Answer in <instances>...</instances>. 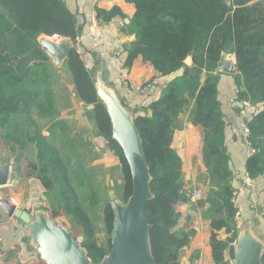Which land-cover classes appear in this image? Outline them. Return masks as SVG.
<instances>
[{
    "label": "trees",
    "instance_id": "obj_1",
    "mask_svg": "<svg viewBox=\"0 0 264 264\" xmlns=\"http://www.w3.org/2000/svg\"><path fill=\"white\" fill-rule=\"evenodd\" d=\"M127 1L136 7L129 25L136 39L127 50L124 68L131 70L142 57L161 77L182 72L145 109L144 115L131 112L151 176L153 198L147 204L146 219L151 226L149 242L155 264H181L183 251L196 235L194 229L181 231L179 227L182 214L176 207L191 199L180 194L184 190L180 182L183 163L172 148L181 115L193 103L190 120L203 130V159L210 179L208 194L196 204L201 209L209 206L213 263L233 264L229 249L238 242L239 210L232 198L231 160L225 146L226 124L218 100L217 68L223 56L235 59L238 102L252 104L247 129L254 154L246 161L245 169L252 181L264 178V0ZM97 14L104 22L125 18L119 8L98 10ZM82 30L64 0H0V117L14 118L25 109L29 111V106L47 93L50 58L42 51L39 39H69L73 49L65 64L76 97L84 108L94 107L87 112L92 115L97 135L108 142L120 160L126 180L123 203L127 204L133 194L130 166L113 138L112 121L93 75L78 52ZM188 57L192 58L191 66L185 63ZM45 98L49 99L48 95ZM42 141L48 139L42 137ZM42 156L53 166L61 212L71 217L82 235L80 246L91 264H101L112 247V204L104 208L105 228L110 235L104 246L98 242L96 228L59 155L43 151ZM52 209L45 206L48 213ZM221 232L226 239L220 238Z\"/></svg>",
    "mask_w": 264,
    "mask_h": 264
},
{
    "label": "crops",
    "instance_id": "obj_2",
    "mask_svg": "<svg viewBox=\"0 0 264 264\" xmlns=\"http://www.w3.org/2000/svg\"><path fill=\"white\" fill-rule=\"evenodd\" d=\"M64 1L68 10L76 15L77 25L83 29L77 49L95 82L100 80L105 88L116 92L130 112L136 111L139 115H144L145 109L162 96L172 80L182 75V72H179L174 76L161 77L150 63L143 61L142 57L136 60L131 70L124 68L127 50L136 39L129 30V25L136 14L134 4L127 0ZM114 8H119L125 18L118 17L111 22H104L98 17V10L111 11ZM231 62L235 63L233 60ZM218 74H220L218 100L226 124L225 146L231 160V185L234 190L232 198L239 210L237 219L239 236L245 230H250L264 243V178L252 181L245 169L246 161L254 154L248 143L247 134V123L251 119L252 110H245L242 102H238L237 74ZM205 79L204 76L203 80ZM125 81L131 86L152 84L153 87L148 94L139 95L126 89ZM193 107L194 103L181 115L180 127L175 131L172 148L183 163L180 182L184 190L201 192L205 187H209L210 179L203 159V130L190 120ZM87 111L89 110L85 112ZM92 130L91 139L95 141L96 147L105 149L106 146L110 151L108 142L97 135L95 126ZM2 166L0 165V171ZM12 175L10 176L9 172L6 185L0 186V201H10L35 218L41 211L36 201V198H40L38 190H33L31 182L27 179L20 188L14 190L16 183L12 180ZM197 201L185 202L176 207L177 212L182 214L179 226L181 231L191 229L196 231L190 246L183 251L181 264H214L211 222L207 210L209 206L198 208ZM219 235L223 240L227 238L224 232ZM0 259L8 264H48L42 258L39 247L33 243L29 228L19 219L7 216L1 208Z\"/></svg>",
    "mask_w": 264,
    "mask_h": 264
},
{
    "label": "rangeland",
    "instance_id": "obj_3",
    "mask_svg": "<svg viewBox=\"0 0 264 264\" xmlns=\"http://www.w3.org/2000/svg\"><path fill=\"white\" fill-rule=\"evenodd\" d=\"M227 57L235 61L231 56ZM49 66L51 75L47 93L35 100L29 111L25 109L14 118L1 120L0 117V165L8 166L10 176L13 174L14 190L29 180L40 196L36 198L38 209L41 208L39 210L56 224L59 219L65 222L73 232L74 241L80 244L82 235L74 228L71 217L60 210L53 166L42 156L43 151L51 155L57 153L68 169L83 209L96 228L99 244L107 246L110 235L105 228L104 208L108 203L113 204V198L124 205L126 180L123 167L112 147L108 146L110 151L106 146L105 149L96 147L91 139L95 124L92 115L84 111L76 97L67 65L64 63L57 68L50 59ZM45 113L49 115L45 116ZM42 137L48 141L43 142ZM57 168L61 169L60 165ZM209 190L208 186L201 190V199ZM45 206L52 207V212L47 213Z\"/></svg>",
    "mask_w": 264,
    "mask_h": 264
},
{
    "label": "water",
    "instance_id": "obj_4",
    "mask_svg": "<svg viewBox=\"0 0 264 264\" xmlns=\"http://www.w3.org/2000/svg\"><path fill=\"white\" fill-rule=\"evenodd\" d=\"M39 44L57 68L66 63L73 49L69 39L56 41L54 37H41ZM185 63L191 66L192 58L188 57ZM235 64L227 56H223L217 72L236 75ZM96 85L98 95L106 105L112 121L113 138L120 144L128 160L133 184V194L127 204L121 205L115 198L112 199L115 214L112 247L101 264H155L149 242L151 226L146 219V207L153 198L150 190L151 176L142 140L131 112L117 93L105 88L100 80ZM93 108L90 106L84 110ZM9 172L8 166L2 167L0 186L6 185ZM0 208L7 216L19 219L29 228L33 243L39 247L42 258L48 264H91L86 252L74 241L73 232L62 220H58L56 224L43 211L32 218L29 213L6 200L0 201ZM263 254L264 243L250 230H245L239 236L237 244L229 249L230 259L235 264H241V259H245L244 264H263Z\"/></svg>",
    "mask_w": 264,
    "mask_h": 264
},
{
    "label": "built area",
    "instance_id": "obj_5",
    "mask_svg": "<svg viewBox=\"0 0 264 264\" xmlns=\"http://www.w3.org/2000/svg\"><path fill=\"white\" fill-rule=\"evenodd\" d=\"M54 39H58L57 37H54ZM124 87L126 89H129L139 95H146L148 94L153 85L152 84H146V85H134L131 86L130 83H128L127 81L124 82ZM242 104L244 105L245 110H249L252 109V104L250 102L244 101L242 102ZM248 130H247V134H248ZM180 194L183 196H189L191 201L195 202L197 200H200L202 198V193L200 191H194V190H183L180 192ZM0 264H8L7 262L3 261L2 259H0Z\"/></svg>",
    "mask_w": 264,
    "mask_h": 264
},
{
    "label": "bare ground",
    "instance_id": "obj_6",
    "mask_svg": "<svg viewBox=\"0 0 264 264\" xmlns=\"http://www.w3.org/2000/svg\"><path fill=\"white\" fill-rule=\"evenodd\" d=\"M244 262H245V259H241V264H244Z\"/></svg>",
    "mask_w": 264,
    "mask_h": 264
}]
</instances>
